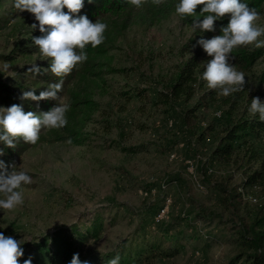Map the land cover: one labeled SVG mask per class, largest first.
<instances>
[{
  "label": "rangeland",
  "instance_id": "1",
  "mask_svg": "<svg viewBox=\"0 0 264 264\" xmlns=\"http://www.w3.org/2000/svg\"><path fill=\"white\" fill-rule=\"evenodd\" d=\"M16 13L12 1L0 2L1 18L7 16L0 23V80L21 81L40 90L47 84L42 73L33 76L28 69L34 63L46 69L47 60H41L39 53L19 55L12 60L2 56L9 54L17 37H21ZM192 19L181 18L174 9L154 25L134 23L118 35L108 33V25L105 35L114 37L113 48L89 56H96L97 62L107 60L103 70L96 67L101 71L99 76H103L101 81L95 83L96 74L90 73H95L96 64L82 63L73 69L74 78L59 94L62 103H67L71 91L76 100L88 98L95 106L70 107L66 127L52 129L53 135L44 129L35 145L24 143L26 148L18 158H10L0 146L4 152L0 160L15 164V171H24L32 178L31 184L22 186L23 204L10 211L0 210V232L21 240L26 250L55 231L74 225L84 229L95 216H101L105 227L99 236L89 238L86 249L102 252L117 248L129 237L154 202L162 205L159 210L167 207V221L171 213L193 215L197 209L205 208L221 213L223 221H196L195 229L201 236H195L177 255L160 258L156 264H227L228 255L238 248L235 231L228 225L233 215L212 186L227 175L232 177V183L239 182L241 172L211 165L216 173L205 175L211 177L204 178L203 189L196 188L195 179L202 177L207 163H213L211 148L222 123L214 115L221 109L210 108L207 121H214L217 129L200 140L198 131L187 130L180 121L191 103L180 101L172 109L165 103L154 104L158 91L168 88L179 65L189 55H183V48L191 46L194 52L202 49L197 45L201 37L220 35L216 31L194 33ZM257 24L264 26V14ZM41 35L39 31L34 37ZM263 67L264 58L255 65L257 72ZM125 91L133 97L128 98ZM138 91L145 94L138 95ZM0 107H10L3 104L1 95ZM207 123L201 125L205 127ZM69 138L71 143L67 142ZM11 170L9 167L8 171ZM165 192L169 194L164 201L161 198ZM258 196L264 197V192L260 191ZM244 201L242 212L255 210L256 206ZM156 216L147 218V229L153 233L158 227ZM197 231L188 229L194 235H198Z\"/></svg>",
  "mask_w": 264,
  "mask_h": 264
},
{
  "label": "trees",
  "instance_id": "2",
  "mask_svg": "<svg viewBox=\"0 0 264 264\" xmlns=\"http://www.w3.org/2000/svg\"><path fill=\"white\" fill-rule=\"evenodd\" d=\"M2 1L8 0H0V2ZM10 1L14 3V0ZM242 2L256 8L260 15L264 14V0H242ZM175 5L176 0H165V3L160 6L153 5L149 0L143 7L137 9L127 4L126 0H93V3L84 0V7L79 15H87L92 22L99 20L106 23L110 29L108 33L112 32L113 35L114 33L118 35L124 28L134 23L154 25L158 20L165 19L172 14ZM199 10L198 7L197 13ZM17 13L15 15L18 20L19 30L17 32L21 34V37H17L14 48L9 54L2 55L7 60H12L19 55L39 53V50L32 43V37L39 32L38 21L35 20L33 14L27 11L21 15ZM121 17L124 20H120ZM6 18L7 16L1 18L0 15V23ZM120 21L122 22L120 23ZM227 23V16L221 21H216V32L221 34L220 26H226ZM33 24L37 25L34 30L31 27ZM115 29L118 32H115ZM31 32L33 34L29 35ZM108 33L105 35L104 42L98 47L92 48L91 45H88L85 48L88 59L84 63L96 64L95 73L90 70L91 74H96L95 83L96 80L101 81L103 78V76H99L98 72L101 71L96 67L101 68L107 65V60L97 62L96 56L91 58L89 56L90 54H102L108 51L107 48H113L112 40L114 37L109 36ZM202 50L198 48L191 52V46L183 48L185 51L183 55H189L179 65L168 88L158 91L157 100L154 104L165 103L169 106L168 109H172L180 101L186 104L191 103L182 112L180 121L187 130L198 131L200 140L206 139L209 133L217 129V124L214 121H207V113L210 108L218 107L221 109V116L214 115L215 119L222 123L211 148L213 163L205 164L203 173L204 176L207 175V169L211 165L235 168L241 172L239 182L232 183V177L227 175L224 177L225 180L216 181L212 186L233 215V218L229 219L228 225L231 230L235 231L237 237L234 238V242L238 244V248L228 255L227 264H264V206L253 204L256 206L255 210L247 209L246 212H242L245 201L240 191L241 189L250 190L254 185H258L260 187L259 192H264V122H260L258 116H251L247 110L253 97H259L264 102V67L260 72H257L255 68L257 62L264 58V47L241 46L233 50L231 55L234 59L230 60V63L234 64L237 70L244 72L246 84L243 92L228 97L218 95L216 90L208 89L206 83L199 79L203 71L202 62L211 59L209 56H204ZM101 70L103 69L101 68ZM41 73L47 84L40 90L21 81L14 80L12 83H4L0 80V95L3 104L6 106L21 105L25 112L34 111L37 113L46 112L52 107L58 106L59 101L57 100L21 99L22 94L26 91H34L39 96L41 91L47 90L48 84L58 82L60 79L50 72L44 73L42 71ZM72 78H74V70L63 78L62 92L67 89L66 84ZM123 94L128 98L133 97L128 91ZM144 94V91H138V95ZM75 100L76 95L69 91L67 103L70 107L77 105V107L82 106L88 109L96 104L88 98L80 99L78 97ZM205 122L208 123L203 127L201 124H206ZM43 130L40 133L41 137ZM48 132L53 135L52 130ZM72 133L70 130L69 134ZM58 138H62V136L58 135ZM0 146L4 148L10 158L16 155L18 158L21 151L26 148L22 141L14 149L6 147L2 142H0ZM6 164L10 165L9 163ZM204 178H202L203 182L205 181ZM168 194L165 192L161 199L165 201ZM161 206L158 202L150 204L132 234L125 238L117 248L102 252L86 249L89 238L99 236L105 227L104 218L95 216L89 226L84 229H79L77 225H74L71 228L55 231L43 240L33 243L32 246L24 250V255L19 259V264H24V261L29 257H31L32 264H70L74 254L79 255L81 264H108V261L117 254L120 256L119 264H156L160 258H170L177 255L190 240L196 238L195 236H201L199 231L195 229L196 221H223L221 213L208 212L205 208H199L193 212V215L192 213L189 215L182 214V212L171 213L168 221L162 220L156 223L158 225L157 231L153 233L147 229V225L150 223L147 218L154 216ZM191 228L192 231L196 230L198 235H194L193 232L188 233V229ZM204 238L211 240L213 237L204 236Z\"/></svg>",
  "mask_w": 264,
  "mask_h": 264
},
{
  "label": "clouds",
  "instance_id": "3",
  "mask_svg": "<svg viewBox=\"0 0 264 264\" xmlns=\"http://www.w3.org/2000/svg\"><path fill=\"white\" fill-rule=\"evenodd\" d=\"M149 0H126V3L139 9ZM93 3V0H88ZM155 6L165 3V0H151ZM14 7L19 12L27 11L38 21L39 37H32L33 45L39 50L41 60L49 62L48 68L41 69L32 64L28 73L33 76L50 72L60 78L58 82L50 83L47 90L39 96L34 91H26L21 99L41 101L57 100L64 86V77L73 69L87 61L86 46L96 48L105 40L106 23L96 20L92 22L87 15H79L84 7V0H14ZM199 7V13L197 8ZM67 9V11H65ZM175 13L181 18L192 17L191 30L195 33L216 31V21L228 17L227 25L220 26V35L210 39L201 37L197 45L211 57L202 62L203 71L199 77L210 90H216L218 95L228 97L243 92L246 84L245 74L237 70L231 53L234 49L249 45L256 48L264 47V26L257 24L260 13L242 0H179L175 5ZM202 17V19H201ZM32 29L37 25L33 24ZM70 110L68 103L59 102L46 112L23 110L21 105L0 107V142L8 148H16L19 142L35 145L42 129H62L67 126L66 113ZM248 113L264 122V102L259 97H253L248 107ZM71 143V139L67 141ZM4 154L0 149V156ZM11 167V172L8 171ZM15 164L8 165L0 160V210H13L23 204L22 186L32 183V178L24 171H15ZM24 255L21 240L6 236L0 232V264H19ZM117 254L108 264H119ZM24 264H32L31 257ZM70 264H81L79 255L74 254Z\"/></svg>",
  "mask_w": 264,
  "mask_h": 264
},
{
  "label": "built area",
  "instance_id": "4",
  "mask_svg": "<svg viewBox=\"0 0 264 264\" xmlns=\"http://www.w3.org/2000/svg\"><path fill=\"white\" fill-rule=\"evenodd\" d=\"M215 115L216 116H221V111L220 110L216 111ZM214 172H215L214 167L209 166L208 169H207V173L208 174H213ZM202 174L203 175H202V177L200 179L199 178L198 179L195 178L196 179V188H198V189H203V187H204V183L202 181V178H204L205 176H204V173H202ZM259 190H260V187L258 185H254L252 187V189H250V190L241 189L240 191L242 192V197H243L244 200H247V201H249L252 204H258L260 206H264V197H262V196L259 197L258 196ZM166 208H162V209L158 210V212L156 213L158 217L157 216L155 217V219H156L155 222L156 223H159L160 221L164 220V217L166 216V213H167L166 211H168ZM199 250L200 249H197L195 251V253L198 256L201 255Z\"/></svg>",
  "mask_w": 264,
  "mask_h": 264
}]
</instances>
